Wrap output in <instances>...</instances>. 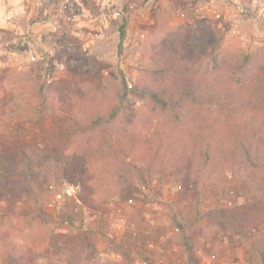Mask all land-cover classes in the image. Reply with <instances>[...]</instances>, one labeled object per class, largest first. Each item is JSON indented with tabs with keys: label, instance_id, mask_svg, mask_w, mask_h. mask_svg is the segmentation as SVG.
I'll use <instances>...</instances> for the list:
<instances>
[{
	"label": "rangeland",
	"instance_id": "rangeland-1",
	"mask_svg": "<svg viewBox=\"0 0 264 264\" xmlns=\"http://www.w3.org/2000/svg\"><path fill=\"white\" fill-rule=\"evenodd\" d=\"M196 21L216 44L242 52L264 46V0H0V149L28 144L68 154L76 146L65 137L63 123L75 111L82 119V108L37 116L26 97L27 89L39 86L36 74L71 85L104 79L115 86L123 75L131 87L139 76L141 42L169 31L181 34ZM31 69L34 78L24 75ZM133 108L142 113L146 105L138 102ZM68 166L71 176L57 172L41 213L27 201L13 210L0 202V264H6L11 246L38 252L34 264H67L64 257L75 256L83 264H112L122 259L117 245L126 250L124 263L186 264L172 215L188 209L191 197L177 200L169 168L154 176L151 188L124 201L116 185L84 182L82 166ZM199 196L202 220L192 234L200 264H264V223L244 235L226 229L229 209L261 200L246 184V173L203 178ZM84 197L101 199L100 209L87 207ZM69 211L74 226H57ZM49 227L74 241H60L53 249ZM63 246L75 250L64 253Z\"/></svg>",
	"mask_w": 264,
	"mask_h": 264
},
{
	"label": "trees",
	"instance_id": "trees-1",
	"mask_svg": "<svg viewBox=\"0 0 264 264\" xmlns=\"http://www.w3.org/2000/svg\"><path fill=\"white\" fill-rule=\"evenodd\" d=\"M194 25L181 34L169 31L145 38L138 80L131 87L123 75L115 86L104 79L71 85L41 80L36 74L39 86L36 91L27 89L26 97L33 101L37 116L82 108V119L75 111L63 123L65 137L76 146L68 154L28 144L0 149V202L13 210L27 201L41 213L58 182L57 172L71 176V163L82 166L79 178L87 175L84 182L89 178L114 184L121 199L129 201L151 188L154 176L167 167L176 177L177 200L191 197L188 209L172 215L185 263L200 264L192 232L202 220L201 180L226 171L243 172L250 191L261 200L229 209L232 217L226 229L243 235L258 229L264 223V46L251 52L233 50L213 42L199 21ZM119 37L122 51L123 28ZM34 72L24 75L34 78ZM138 102L146 105L142 113L133 108ZM82 200L87 207L100 209L98 197ZM55 224L74 226V215L69 211ZM47 230L53 249L60 241H74L69 233ZM61 250L71 252L75 247ZM114 250L122 259L112 264H130L124 263V246ZM38 256L34 250L11 246L5 262L34 264ZM64 258L67 264H83L77 256Z\"/></svg>",
	"mask_w": 264,
	"mask_h": 264
}]
</instances>
